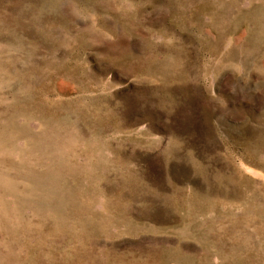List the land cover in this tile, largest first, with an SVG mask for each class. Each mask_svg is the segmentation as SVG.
<instances>
[{
    "label": "rangeland",
    "instance_id": "374dc122",
    "mask_svg": "<svg viewBox=\"0 0 264 264\" xmlns=\"http://www.w3.org/2000/svg\"><path fill=\"white\" fill-rule=\"evenodd\" d=\"M0 264H264V0H0Z\"/></svg>",
    "mask_w": 264,
    "mask_h": 264
}]
</instances>
